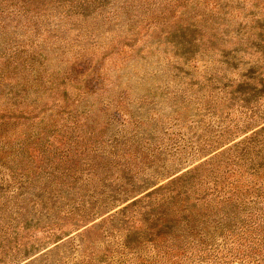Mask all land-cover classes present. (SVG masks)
Instances as JSON below:
<instances>
[{"label": "rangeland", "instance_id": "obj_1", "mask_svg": "<svg viewBox=\"0 0 264 264\" xmlns=\"http://www.w3.org/2000/svg\"><path fill=\"white\" fill-rule=\"evenodd\" d=\"M263 224L264 0H0V264Z\"/></svg>", "mask_w": 264, "mask_h": 264}, {"label": "trees", "instance_id": "obj_2", "mask_svg": "<svg viewBox=\"0 0 264 264\" xmlns=\"http://www.w3.org/2000/svg\"><path fill=\"white\" fill-rule=\"evenodd\" d=\"M260 226L256 233L232 234V238L223 245L215 242L196 245L181 242L179 236H175L174 240L168 235L153 236L145 245L153 244L157 253L148 258L142 256V242L132 240V246L127 244L123 248L125 258L119 261L113 259L111 264H264V224ZM127 250H132V262ZM108 257L104 254L103 258Z\"/></svg>", "mask_w": 264, "mask_h": 264}]
</instances>
